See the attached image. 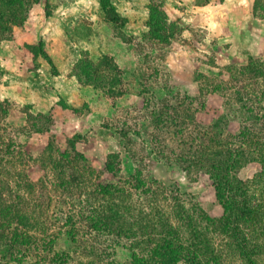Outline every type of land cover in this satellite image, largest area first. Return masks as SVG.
I'll use <instances>...</instances> for the list:
<instances>
[{
    "label": "rangeland",
    "instance_id": "1",
    "mask_svg": "<svg viewBox=\"0 0 264 264\" xmlns=\"http://www.w3.org/2000/svg\"><path fill=\"white\" fill-rule=\"evenodd\" d=\"M157 1L162 2L169 19L178 21L177 31L167 44L139 45L146 30L148 5ZM20 2L23 10L18 15H24V21L0 35V101L12 103L7 122L22 143L23 155H30L32 160L17 161L14 170H21L27 178L21 173L19 187L10 185L11 189L0 192V215L9 210L5 221L0 217V264H39V258L49 257L39 254L44 238L39 231L44 226L54 227L55 218H51L53 209L41 212L39 198L51 199L52 204L61 200L59 190L53 186L56 180L53 182L52 171L47 162L42 164L49 142L60 150L73 143L76 151L97 169L100 182L112 180L109 173L102 171L108 154L118 153L123 178L133 167V154L147 176L166 185L176 184L181 193L194 194V202L205 210L219 212L200 173H188L184 166L164 165L153 158L162 155L161 161H174L178 153L165 148L161 154L154 149L160 144L152 121L178 124L180 118L185 121L187 114H193L198 122L209 124L218 115L222 109L220 99L200 96L195 70L203 68L204 56L216 65L233 60L240 65L249 56L264 57V0ZM190 4L205 7L199 13L186 12V17L184 12L179 13ZM106 56L113 59L121 73V87L108 84L115 74L102 63ZM89 61L97 65L94 86L78 76V66ZM111 89L115 96L109 94ZM186 98L195 99L189 109ZM46 119L48 129L41 127ZM39 127L48 131L39 132ZM177 142L166 136L161 144L170 146L171 151L178 148ZM152 148L156 156L150 153ZM40 157L44 158L39 160ZM259 169L251 162L240 168L238 176L250 179ZM51 228L49 232L56 234L57 229ZM13 229L23 233L14 242V236L7 234ZM65 238L62 232L52 240L57 248H64ZM217 243L216 248H221L224 238H217ZM82 244L83 250L78 252L81 256L68 253V264L86 261L85 255L93 257L94 250L99 254L92 238V252L84 250L88 244ZM221 251L236 258L229 250Z\"/></svg>",
    "mask_w": 264,
    "mask_h": 264
},
{
    "label": "trees",
    "instance_id": "2",
    "mask_svg": "<svg viewBox=\"0 0 264 264\" xmlns=\"http://www.w3.org/2000/svg\"><path fill=\"white\" fill-rule=\"evenodd\" d=\"M20 1L0 0V35L9 31L11 25L24 21L25 16L18 15L23 10ZM147 9L146 30L139 45L169 43L178 21L169 19L162 2L150 3ZM41 53L45 55L43 49ZM204 59L203 68L194 74L199 94L203 99L218 97L221 111L209 124L198 122L193 114H187L185 121L180 118L178 124L154 122L155 119L152 122L160 148L154 149L162 154L167 148L178 154L174 161H161L162 155L158 158L153 148L150 153L154 152L151 154L159 163L184 166L188 173L192 170L200 173L219 212L212 214L205 210L194 202L197 199L194 194L181 193L176 184L166 185L147 176L141 169V161L135 160L133 154V167L126 178L120 174L118 153L108 154L102 171L109 173L112 180L100 182L97 169L76 151L73 143L60 150L49 142L42 164L47 162L52 171L53 182L56 180L53 186L59 190L61 200L52 204L51 199L39 198L41 212L53 209L51 218H55L54 227L44 226L39 231L44 237L39 254L49 255L39 258V264H68V253L81 256L78 252L83 250V242L88 244L84 250L93 251L91 238L99 254L94 250L93 257L85 255L86 261L79 259L75 264H264V57L249 56L240 65L234 60L216 65L213 60ZM104 61L115 74L108 84L121 87V73L113 59L106 56ZM96 66L92 61L80 64L78 76L94 86ZM109 92L115 96L112 89ZM185 100L188 109L195 102ZM11 105L6 99L0 101V192L11 189L10 185L19 187L21 178L27 176L14 170L15 164L32 160L30 155L26 158L23 155L22 143L7 122ZM45 122L40 126L47 128V119ZM165 122V127L160 126ZM41 127L39 132L48 131ZM166 136L178 140L177 149L170 151V146L161 144ZM251 162L260 167L259 171L250 179H241L240 168ZM14 175L16 181L12 179ZM8 212L5 209L0 215L2 221ZM50 228L57 229L56 234L49 232ZM62 232L67 236V245L57 248L52 239ZM7 234L14 236L13 242L23 235L15 229ZM220 236L224 243L217 249ZM221 250L233 252L236 258Z\"/></svg>",
    "mask_w": 264,
    "mask_h": 264
},
{
    "label": "crops",
    "instance_id": "3",
    "mask_svg": "<svg viewBox=\"0 0 264 264\" xmlns=\"http://www.w3.org/2000/svg\"><path fill=\"white\" fill-rule=\"evenodd\" d=\"M188 6V5H187ZM205 6H198L196 4H190V6L187 7V9L185 10H179L180 14H183V12L185 13V17L187 16L186 12H193V13H199L201 12V10L204 8ZM249 9H251V5L248 7ZM184 17V18H185Z\"/></svg>",
    "mask_w": 264,
    "mask_h": 264
}]
</instances>
